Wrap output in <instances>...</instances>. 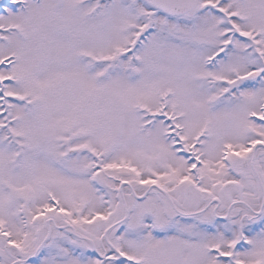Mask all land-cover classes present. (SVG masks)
<instances>
[{
  "label": "snow or ice",
  "instance_id": "1",
  "mask_svg": "<svg viewBox=\"0 0 264 264\" xmlns=\"http://www.w3.org/2000/svg\"><path fill=\"white\" fill-rule=\"evenodd\" d=\"M0 264H264V0H0Z\"/></svg>",
  "mask_w": 264,
  "mask_h": 264
}]
</instances>
